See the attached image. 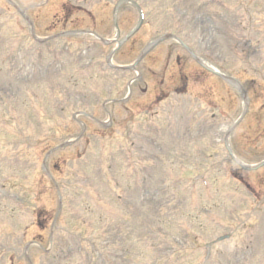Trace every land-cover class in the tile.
<instances>
[{
	"label": "rangeland",
	"instance_id": "374dc122",
	"mask_svg": "<svg viewBox=\"0 0 264 264\" xmlns=\"http://www.w3.org/2000/svg\"><path fill=\"white\" fill-rule=\"evenodd\" d=\"M119 1L0 0V264H264V0Z\"/></svg>",
	"mask_w": 264,
	"mask_h": 264
}]
</instances>
